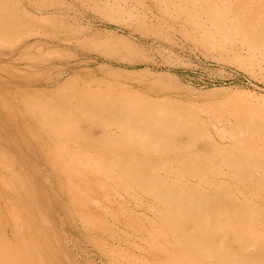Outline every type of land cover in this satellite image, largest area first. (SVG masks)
Segmentation results:
<instances>
[{"label": "rangeland", "instance_id": "obj_1", "mask_svg": "<svg viewBox=\"0 0 264 264\" xmlns=\"http://www.w3.org/2000/svg\"><path fill=\"white\" fill-rule=\"evenodd\" d=\"M244 1L0 0L4 249L264 264V0Z\"/></svg>", "mask_w": 264, "mask_h": 264}, {"label": "bare ground", "instance_id": "obj_2", "mask_svg": "<svg viewBox=\"0 0 264 264\" xmlns=\"http://www.w3.org/2000/svg\"><path fill=\"white\" fill-rule=\"evenodd\" d=\"M241 2V1H240ZM239 2V3H240ZM249 2H251V0H245L244 1V4H247L248 5V3ZM237 3V2H236ZM196 4V3H195ZM239 5V4H238ZM241 7V6H240ZM259 10V9H258ZM258 10H256V11H258ZM253 12V11H252ZM254 13V12H253ZM252 13V14H253ZM255 15V14H254ZM256 16V15H255ZM253 18H254V16H252ZM111 108V107H110ZM112 111V110H111ZM151 112V111H150ZM110 113V112H109ZM114 113V112H113ZM153 113V112H152ZM111 114V113H110ZM122 114H123V111H122ZM146 115H147V113H146ZM127 116V115H126ZM136 117V116H135ZM139 117H140V115H139ZM137 118V117H136ZM141 118V117H140ZM140 118H138V119H140ZM153 118V117H152ZM148 127V126H147ZM158 131V130H157ZM161 132V131H160ZM259 133V132H258ZM97 135V134H96ZM257 135V134H256ZM258 136V135H257ZM253 137V136H252ZM94 138V137H93ZM264 138V137H263ZM92 139V138H91ZM250 139H251V137H250ZM249 140V139H248ZM249 141H251V140H249ZM256 141V140H255ZM255 141H254V143H255ZM258 141V140H257ZM257 141H256V143H257ZM253 142V141H252ZM259 142V141H258ZM255 143V144H256ZM260 143V142H259ZM226 145V144H225ZM228 146L229 147H231V145L230 144H228ZM254 155H255V157L258 159V160H260L261 158H262V160H264V142H262L261 144H256V147H254ZM141 177H142V175H141ZM145 177V176H144ZM243 177V176H242ZM241 177V178H242ZM240 178V179H241ZM190 191V190H189ZM119 192V191H118ZM211 194H213V193H211ZM210 194V195H211ZM185 196V195H184ZM216 196V195H215ZM211 197V196H210ZM185 200V199H184ZM218 200V199H217ZM211 201H212V199H211ZM187 203V202H186ZM189 203V202H188ZM196 203V202H195ZM194 203V204H195ZM221 203V202H220ZM182 204V203H181ZM222 205V204H221ZM184 206H186L185 204H184ZM211 207H213V206H211ZM220 207V206H219ZM244 208V207H243ZM232 209H234V208H232ZM237 209V208H236ZM231 210V209H230ZM193 213H195V212H193ZM14 221H16L17 220V216H16V214H14ZM233 219V218H232ZM244 219H245V216H244ZM249 219V218H248ZM237 222V221H236ZM243 223V222H242ZM187 237V236H186ZM193 242V241H192ZM212 242H214V241H212ZM211 243V241L208 243V244H210ZM15 244V243H14ZM194 244H195V242H194ZM197 247V246H196ZM14 248V247H13ZM228 251V250H227ZM226 251V252H227ZM262 251V250H261ZM229 252V251H228ZM7 254V255H6ZM229 254V253H228ZM5 255V256H4ZM24 253H23V251H22V249L21 248H19V246L17 247V244L15 245V249H11V248H8V249H4L2 246H1V242H0V264H23V259H24ZM240 255H242V254H240ZM243 255H245V254H243ZM247 255V254H246ZM253 255H255V254H253ZM258 255V254H257ZM230 256V255H229ZM245 257V256H244ZM254 257H258V256H254ZM7 258V259H6ZM229 258V257H228ZM260 258V257H259ZM262 258V257H261ZM4 259H6V260H4ZM255 259L256 258H254V262H255ZM216 260V259H215ZM257 260V259H256ZM245 261V260H244ZM243 261V262H244ZM252 263H253V261H251ZM257 263V262H256ZM255 263V264H256ZM260 263V262H259ZM220 264H221V261H220ZM241 264V263H240ZM248 264V263H247ZM250 264V263H249Z\"/></svg>", "mask_w": 264, "mask_h": 264}]
</instances>
